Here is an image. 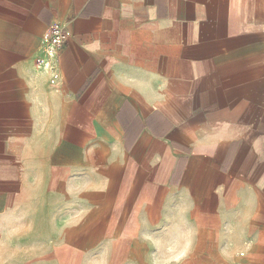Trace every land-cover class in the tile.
Returning a JSON list of instances; mask_svg holds the SVG:
<instances>
[{"label":"crops","instance_id":"crops-1","mask_svg":"<svg viewBox=\"0 0 264 264\" xmlns=\"http://www.w3.org/2000/svg\"><path fill=\"white\" fill-rule=\"evenodd\" d=\"M0 264H264V0H0Z\"/></svg>","mask_w":264,"mask_h":264},{"label":"built area","instance_id":"built-area-1","mask_svg":"<svg viewBox=\"0 0 264 264\" xmlns=\"http://www.w3.org/2000/svg\"><path fill=\"white\" fill-rule=\"evenodd\" d=\"M68 34L61 25H52L48 28L44 35V39L48 45L49 52L52 55H57L58 51L68 41Z\"/></svg>","mask_w":264,"mask_h":264}]
</instances>
